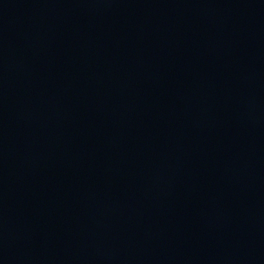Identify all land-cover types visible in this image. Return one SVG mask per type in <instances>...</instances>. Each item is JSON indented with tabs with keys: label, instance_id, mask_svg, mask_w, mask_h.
<instances>
[{
	"label": "water",
	"instance_id": "obj_1",
	"mask_svg": "<svg viewBox=\"0 0 264 264\" xmlns=\"http://www.w3.org/2000/svg\"><path fill=\"white\" fill-rule=\"evenodd\" d=\"M0 264H264V0H0Z\"/></svg>",
	"mask_w": 264,
	"mask_h": 264
}]
</instances>
